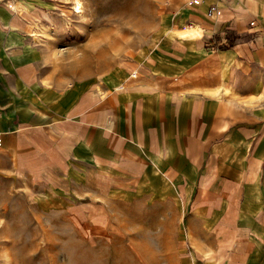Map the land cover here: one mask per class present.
<instances>
[{
    "label": "crops",
    "instance_id": "crops-1",
    "mask_svg": "<svg viewBox=\"0 0 264 264\" xmlns=\"http://www.w3.org/2000/svg\"><path fill=\"white\" fill-rule=\"evenodd\" d=\"M40 1L0 0V173L40 198L172 207L179 264H264V0L169 10L135 74L113 67L118 85L93 94L48 77L20 28L12 9ZM185 20L201 35L181 37Z\"/></svg>",
    "mask_w": 264,
    "mask_h": 264
},
{
    "label": "rangeland",
    "instance_id": "rangeland-1",
    "mask_svg": "<svg viewBox=\"0 0 264 264\" xmlns=\"http://www.w3.org/2000/svg\"><path fill=\"white\" fill-rule=\"evenodd\" d=\"M183 5L185 0H41L12 10L20 28L46 50L48 77L62 84L92 79L93 94L97 84L118 85V68L108 72L113 67L137 70L138 54L155 47L170 20L178 21L168 11ZM180 22L181 37L201 35L199 25ZM176 43L183 47L180 39ZM24 181L16 186L22 181L0 173V264H179L181 221L172 207L113 202L102 194L83 202L40 198L39 187Z\"/></svg>",
    "mask_w": 264,
    "mask_h": 264
},
{
    "label": "built area",
    "instance_id": "built-area-1",
    "mask_svg": "<svg viewBox=\"0 0 264 264\" xmlns=\"http://www.w3.org/2000/svg\"><path fill=\"white\" fill-rule=\"evenodd\" d=\"M185 2L187 5H190V6H196V5L200 4V0H185ZM219 2H220V0H217V1L210 4V6L206 10L207 16L217 18V16L221 12V5ZM189 24L191 26H197V24L191 20L189 21ZM132 74H135V72H132ZM106 91H108V89H106ZM0 144H1V135H0Z\"/></svg>",
    "mask_w": 264,
    "mask_h": 264
},
{
    "label": "bare ground",
    "instance_id": "bare-ground-1",
    "mask_svg": "<svg viewBox=\"0 0 264 264\" xmlns=\"http://www.w3.org/2000/svg\"><path fill=\"white\" fill-rule=\"evenodd\" d=\"M188 24H189V22H187ZM190 25V24H189ZM191 26V25H190ZM33 35H34V38L36 39V40H38V36L36 35V34H34L33 33ZM190 35H191V33H190Z\"/></svg>",
    "mask_w": 264,
    "mask_h": 264
}]
</instances>
